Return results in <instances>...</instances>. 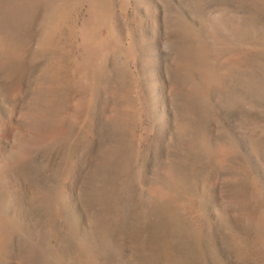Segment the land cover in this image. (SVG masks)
I'll return each mask as SVG.
<instances>
[{
    "label": "rangeland",
    "instance_id": "rangeland-1",
    "mask_svg": "<svg viewBox=\"0 0 264 264\" xmlns=\"http://www.w3.org/2000/svg\"><path fill=\"white\" fill-rule=\"evenodd\" d=\"M0 264H264V0H0Z\"/></svg>",
    "mask_w": 264,
    "mask_h": 264
}]
</instances>
